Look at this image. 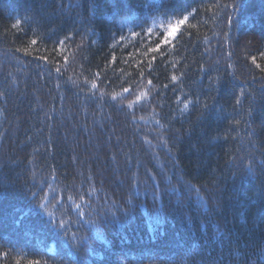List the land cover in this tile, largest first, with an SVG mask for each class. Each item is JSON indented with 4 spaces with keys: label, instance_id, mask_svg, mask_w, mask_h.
Here are the masks:
<instances>
[{
    "label": "trees",
    "instance_id": "obj_1",
    "mask_svg": "<svg viewBox=\"0 0 264 264\" xmlns=\"http://www.w3.org/2000/svg\"><path fill=\"white\" fill-rule=\"evenodd\" d=\"M0 264H264V0H0Z\"/></svg>",
    "mask_w": 264,
    "mask_h": 264
},
{
    "label": "snow or ice",
    "instance_id": "obj_2",
    "mask_svg": "<svg viewBox=\"0 0 264 264\" xmlns=\"http://www.w3.org/2000/svg\"><path fill=\"white\" fill-rule=\"evenodd\" d=\"M186 19H187V17H185L184 19L179 20L177 22L176 26L171 27V30L167 32V35H164L163 33L161 34V36H162V44L168 45L172 40H174L176 38V33H177L178 29H179V26L183 25L185 23ZM65 39H67V37ZM36 43H37L36 40H32V44H36ZM60 43L63 44L64 41H60ZM157 47L159 48L160 45H158ZM155 50L156 49H153V51H155ZM253 63H255V61H253ZM257 67H259V65H257ZM57 71H59V69H57ZM173 79H175V77H173ZM149 83H151V82H149ZM92 87L93 88L96 87L95 83H93ZM125 91H127V89H125ZM237 103H239V99L237 100ZM38 194H39L38 192H33L32 193L33 198H35ZM37 206L42 208L43 204L41 203V204H38ZM93 229L96 230L97 232L99 231L98 225L96 223H93ZM87 239H88L87 237L82 236L80 238V243H82V244L86 243Z\"/></svg>",
    "mask_w": 264,
    "mask_h": 264
}]
</instances>
